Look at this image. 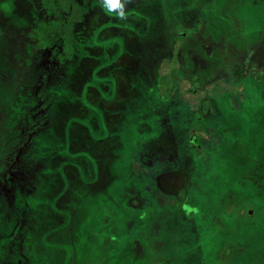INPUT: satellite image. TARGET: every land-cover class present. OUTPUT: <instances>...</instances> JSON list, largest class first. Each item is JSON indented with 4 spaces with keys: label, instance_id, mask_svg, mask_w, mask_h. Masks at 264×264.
<instances>
[{
    "label": "rangeland",
    "instance_id": "1",
    "mask_svg": "<svg viewBox=\"0 0 264 264\" xmlns=\"http://www.w3.org/2000/svg\"><path fill=\"white\" fill-rule=\"evenodd\" d=\"M120 3L59 62L40 0H0V264H264V0ZM237 30L254 72L216 81Z\"/></svg>",
    "mask_w": 264,
    "mask_h": 264
},
{
    "label": "trees",
    "instance_id": "2",
    "mask_svg": "<svg viewBox=\"0 0 264 264\" xmlns=\"http://www.w3.org/2000/svg\"><path fill=\"white\" fill-rule=\"evenodd\" d=\"M89 1L40 0L41 7L46 12L48 19L45 22L39 23L31 30L30 36L33 38L35 45L41 49H50L52 55L59 62L72 59L74 51V28L76 24L83 21L87 14ZM202 22L204 23V19H202ZM238 28L240 27L238 26ZM259 30L263 32L261 27H259ZM249 32L251 36L254 30H249ZM260 34L262 33L256 36H261ZM243 36H241V31L237 30L233 35L230 33L226 34L223 40H220V51L217 60L218 63L216 64L219 68V79L216 81H222L226 84L235 83L253 74L255 66L253 64H250L249 67L247 66L248 61L245 60L246 54H244V58L237 54L232 55L233 49L244 45L241 42L244 39ZM244 42L246 43V40ZM178 79L177 72L173 71L168 76L164 75L162 77V84L168 85L167 91L171 92L175 88ZM193 129L202 130L203 126L196 121L193 124Z\"/></svg>",
    "mask_w": 264,
    "mask_h": 264
},
{
    "label": "flooded vegetation",
    "instance_id": "3",
    "mask_svg": "<svg viewBox=\"0 0 264 264\" xmlns=\"http://www.w3.org/2000/svg\"><path fill=\"white\" fill-rule=\"evenodd\" d=\"M90 2V1H89ZM89 4V3H88ZM177 13H178V15H173L172 17H170L169 15H168V17H167V23H169V22H175L177 25H178V23L179 24H181V25H187L188 27H189V25L191 26L194 22H198L197 20L198 19H196V21L194 20L193 22H191L193 19L191 18V15L190 16H188L189 14H191V12H190V10H185V11H183V12H179L178 10L176 11ZM88 13V12H87ZM173 14V13H172ZM205 14V13H204ZM87 15V14H86ZM85 15V16H86ZM197 16V15H196ZM192 17H195V16H192ZM164 18H165V16H164ZM84 20V19H83ZM81 23V22H80ZM79 24V23H78ZM189 24V25H188ZM77 25V24H76ZM201 25H204V23H202ZM202 28H203V26H202ZM185 33L186 32H183V33H179L180 35H185ZM74 40H75V35H74ZM172 47L170 48V49H168L167 51H171L172 52ZM183 51V49L182 48H177L176 49V55L177 56H179V54L181 53ZM52 54V53H51ZM173 54V53H172ZM173 56H174V54H173ZM52 57H54L53 55H52ZM55 58V57H54ZM57 60V59H56ZM172 70V69H171ZM173 71H174V69H173ZM178 76H180V78L178 79V80H180L181 78H183L181 75H178ZM207 85H205V87H206ZM196 121L197 122H199L200 124H202V122L200 121L201 120V117H200V115L198 114L197 115V117H196ZM204 129V128H203ZM202 129V130H203ZM202 130H194V131H192V133H191V136L193 137L192 138V141H193V143H194V146L195 147H198L199 146V144H198V141L200 140V137H201V135H202ZM183 209H186L185 210V213L186 214H188V212H191V213H194V212H196V207H190L189 205H187V204H183L182 206H181ZM198 210V209H197ZM145 213L144 214H140L141 216H143V218H144V216H147V214H149L150 213V209H145ZM142 218V219H143ZM104 242H105V236H104ZM102 245V247H104V245H103V240H102V243L100 244V246ZM100 264H102V263H100Z\"/></svg>",
    "mask_w": 264,
    "mask_h": 264
},
{
    "label": "clouds",
    "instance_id": "4",
    "mask_svg": "<svg viewBox=\"0 0 264 264\" xmlns=\"http://www.w3.org/2000/svg\"><path fill=\"white\" fill-rule=\"evenodd\" d=\"M102 7H104L108 11H112L114 9H120L116 14L119 16H123V4L120 3V0H103Z\"/></svg>",
    "mask_w": 264,
    "mask_h": 264
}]
</instances>
